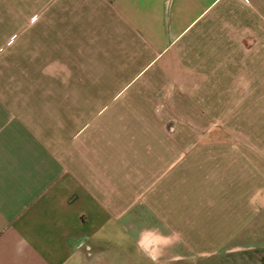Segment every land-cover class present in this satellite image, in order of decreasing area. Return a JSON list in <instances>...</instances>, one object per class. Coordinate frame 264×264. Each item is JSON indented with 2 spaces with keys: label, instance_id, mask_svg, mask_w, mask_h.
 <instances>
[{
  "label": "crops",
  "instance_id": "crops-1",
  "mask_svg": "<svg viewBox=\"0 0 264 264\" xmlns=\"http://www.w3.org/2000/svg\"><path fill=\"white\" fill-rule=\"evenodd\" d=\"M261 251L264 0H0V264Z\"/></svg>",
  "mask_w": 264,
  "mask_h": 264
},
{
  "label": "rangeland",
  "instance_id": "rangeland-1",
  "mask_svg": "<svg viewBox=\"0 0 264 264\" xmlns=\"http://www.w3.org/2000/svg\"><path fill=\"white\" fill-rule=\"evenodd\" d=\"M231 258L227 259L230 260ZM235 262V264H264V251L261 252H256L254 254L251 255H247V256H236L235 258H232ZM220 261H223V259L221 258ZM217 264H225V263H221V262H216ZM215 264V263H214ZM229 264H233V263H229Z\"/></svg>",
  "mask_w": 264,
  "mask_h": 264
}]
</instances>
